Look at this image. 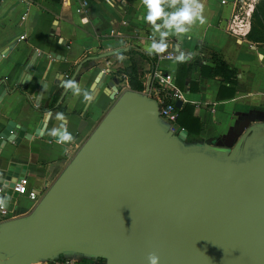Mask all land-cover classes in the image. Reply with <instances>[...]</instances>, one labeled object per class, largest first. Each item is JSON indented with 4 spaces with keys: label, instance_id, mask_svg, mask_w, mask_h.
Segmentation results:
<instances>
[{
    "label": "water",
    "instance_id": "water-1",
    "mask_svg": "<svg viewBox=\"0 0 264 264\" xmlns=\"http://www.w3.org/2000/svg\"><path fill=\"white\" fill-rule=\"evenodd\" d=\"M97 83L112 104L33 208L0 223V264H149L150 253L159 264H264V123L232 147L185 145L152 98L119 91L101 71ZM45 128L41 120L33 137ZM24 131L5 121L0 140L17 144ZM5 175L10 189L25 166L10 163Z\"/></svg>",
    "mask_w": 264,
    "mask_h": 264
},
{
    "label": "crops",
    "instance_id": "crops-1",
    "mask_svg": "<svg viewBox=\"0 0 264 264\" xmlns=\"http://www.w3.org/2000/svg\"><path fill=\"white\" fill-rule=\"evenodd\" d=\"M235 1L200 0L204 23L197 20L182 35L165 22L180 3L162 4L165 15L149 24L142 0H0V53L5 51L0 54V127L11 121L25 129L17 144L0 140V186L9 198V215L0 217V223L24 216L34 206L2 185L7 165L25 166L26 189L41 197L112 104L109 88L100 83L94 87L100 71L105 80L119 81V91L129 90L125 72L131 64L143 90L153 68L168 75L181 93L177 110L187 106L195 119H181L189 134L175 121L187 145L232 147L247 127L264 123V26L259 14H253L248 35L231 36L226 23ZM80 2L86 5L83 14L75 12ZM152 43L167 49L159 53L150 48ZM181 52L184 62L177 60ZM166 53L175 58L156 59ZM210 55L233 72L226 81L210 76ZM65 80H74L81 94L65 90ZM84 91L91 100L84 99ZM41 120L46 128L41 138H34ZM57 128L74 139L47 142Z\"/></svg>",
    "mask_w": 264,
    "mask_h": 264
},
{
    "label": "built area",
    "instance_id": "built-area-1",
    "mask_svg": "<svg viewBox=\"0 0 264 264\" xmlns=\"http://www.w3.org/2000/svg\"><path fill=\"white\" fill-rule=\"evenodd\" d=\"M256 0H236L233 6L231 16L226 23V31L234 38L243 39L250 32L251 18L254 10ZM85 2L75 7V12L78 14L85 13ZM18 40H24V36H20ZM175 56L172 53H166L158 55L157 60L173 59ZM104 73V71H102ZM108 70H105V73ZM151 81L147 90H143L142 93L146 94L149 98H152L158 107L159 120L165 122L167 128L172 133H176L177 129L175 121L177 118V108L174 106L176 100L181 99V93L174 88L170 83V77L168 75L161 74L155 68L150 72ZM11 194L25 197L29 202L35 205L40 194L33 190L26 189V178L22 177L18 179L13 186L9 189ZM43 193V192H42ZM41 193V194H42ZM5 194L0 186V217L2 219L7 218L9 215L7 211V204L4 200ZM40 264H102L94 259H74V258H62L47 263Z\"/></svg>",
    "mask_w": 264,
    "mask_h": 264
},
{
    "label": "clouds",
    "instance_id": "clouds-1",
    "mask_svg": "<svg viewBox=\"0 0 264 264\" xmlns=\"http://www.w3.org/2000/svg\"><path fill=\"white\" fill-rule=\"evenodd\" d=\"M143 4L148 9V15L144 18L146 22L149 24H155L157 19L162 18L165 14L161 7L164 3H170L172 6H175L177 3L182 4V7L170 14L165 21L168 27L175 26L177 34H186L190 27L197 21L202 24L204 23V16H203V9L204 5L200 2V0H142ZM183 25H188V28L182 27ZM152 49H158L159 53L165 51L167 49L166 45H156L155 43L151 44ZM149 54H152L149 51ZM190 55V54H189ZM186 56L183 52L177 57V60L180 62H184L186 60ZM118 59H123L122 56L118 54ZM61 86L65 90H71L74 95H80L82 90L80 86L74 80H65L62 81ZM84 99L89 101L92 99L89 92H83ZM60 117L63 119V114H59ZM54 135H59L60 143H67L71 142L74 138L71 133L67 132L65 129L63 132L54 131ZM67 151V149H65ZM149 264H159V257L155 253H150L148 256Z\"/></svg>",
    "mask_w": 264,
    "mask_h": 264
},
{
    "label": "trees",
    "instance_id": "trees-1",
    "mask_svg": "<svg viewBox=\"0 0 264 264\" xmlns=\"http://www.w3.org/2000/svg\"><path fill=\"white\" fill-rule=\"evenodd\" d=\"M261 3L263 4L264 1L261 2V0H258L257 3L255 4L253 14H259V16L262 18L263 26H264V10H262L264 7H261ZM262 8V9H261ZM252 14V16H253ZM210 60L212 62L213 68L210 70L211 75L210 76H215L219 75L223 78L224 81L227 80V78L231 77L233 72L227 68V66L219 61L217 57L214 55H210ZM155 62V59H154ZM125 76L127 77V85L128 89L134 92L141 93L143 90L142 84L135 78V70L133 64H131L128 68V70L125 72ZM184 120H189L190 123H195V119L191 117L189 108L185 106L181 110H177V118H176V124L183 127V129H186V132L189 134V128H186L185 125L181 124V119ZM196 131V130H194Z\"/></svg>",
    "mask_w": 264,
    "mask_h": 264
},
{
    "label": "rangeland",
    "instance_id": "rangeland-1",
    "mask_svg": "<svg viewBox=\"0 0 264 264\" xmlns=\"http://www.w3.org/2000/svg\"><path fill=\"white\" fill-rule=\"evenodd\" d=\"M162 125L167 126L166 123L163 122V121H162ZM185 145H187V143H185ZM58 259H62V257H58L57 260H58ZM55 260H56V259H55ZM53 261H54V259H53ZM97 261H99V260H97ZM47 262H49V260H39V261H37V262H35V263H36V264H39V263H47ZM99 262L102 263L101 261H99ZM102 264H103V263H102Z\"/></svg>",
    "mask_w": 264,
    "mask_h": 264
},
{
    "label": "bare ground",
    "instance_id": "bare-ground-1",
    "mask_svg": "<svg viewBox=\"0 0 264 264\" xmlns=\"http://www.w3.org/2000/svg\"><path fill=\"white\" fill-rule=\"evenodd\" d=\"M32 264H35V263H32Z\"/></svg>",
    "mask_w": 264,
    "mask_h": 264
}]
</instances>
